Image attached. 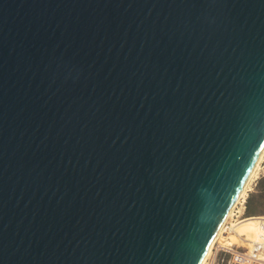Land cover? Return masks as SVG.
I'll list each match as a JSON object with an SVG mask.
<instances>
[{"label":"water","instance_id":"obj_1","mask_svg":"<svg viewBox=\"0 0 264 264\" xmlns=\"http://www.w3.org/2000/svg\"><path fill=\"white\" fill-rule=\"evenodd\" d=\"M264 150V0H0V264H201Z\"/></svg>","mask_w":264,"mask_h":264},{"label":"built area","instance_id":"obj_2","mask_svg":"<svg viewBox=\"0 0 264 264\" xmlns=\"http://www.w3.org/2000/svg\"><path fill=\"white\" fill-rule=\"evenodd\" d=\"M247 195L238 199L232 211L231 221L225 224L229 228L231 222H237L247 216ZM205 264H264V216L261 220V233L257 238L244 239L242 242L221 244L217 241Z\"/></svg>","mask_w":264,"mask_h":264},{"label":"rangeland","instance_id":"obj_3","mask_svg":"<svg viewBox=\"0 0 264 264\" xmlns=\"http://www.w3.org/2000/svg\"><path fill=\"white\" fill-rule=\"evenodd\" d=\"M249 187L251 191L248 197L247 211L249 207L252 213L247 212L245 218L237 222H231L230 227L224 229L219 237V241L223 244L254 239L261 233V220L264 216V160L261 162L257 176L253 178Z\"/></svg>","mask_w":264,"mask_h":264},{"label":"bare ground","instance_id":"obj_4","mask_svg":"<svg viewBox=\"0 0 264 264\" xmlns=\"http://www.w3.org/2000/svg\"><path fill=\"white\" fill-rule=\"evenodd\" d=\"M263 160H264V150H263L262 154L260 155L258 161L256 162L254 168L252 169V171H251V173H250V175H249V177H248V179H247V181H246L244 187L242 188L241 193H240V195H239V198H241V197H243V196L245 197V196L247 195V190L251 189V188L249 187V186H250V183H251V181L253 180V178H254L255 176H257V174H258V170H259V168H260V166H261V162H262ZM239 198H238V199H239ZM238 199H237V201H238ZM237 201H236V202H237ZM236 202H235V203L233 204V206L230 208L229 213H228V215L226 216V218H225L223 224L221 225V227L219 228L218 232H217L216 235L214 236V238H213V240H212V242H211V244H210V246H209V248H208V250H207V252H206V254H205V256H204V258H203V260H202V262H201V264H205V263H206V260H207L208 256L210 255V253H211V251H212V248L214 247L215 243H216L217 241H219V237H220V235L223 233V231H224V229H225V224H226L229 220L231 221L232 211H233V209H234V207H235ZM232 229L234 230V228H232ZM219 242H220V241H219ZM236 242H238V241H232V242H230V243H236ZM220 243L223 244L222 242H220ZM227 244H228V243H227Z\"/></svg>","mask_w":264,"mask_h":264},{"label":"trees","instance_id":"obj_5","mask_svg":"<svg viewBox=\"0 0 264 264\" xmlns=\"http://www.w3.org/2000/svg\"><path fill=\"white\" fill-rule=\"evenodd\" d=\"M247 212L252 213V210L248 207V211Z\"/></svg>","mask_w":264,"mask_h":264}]
</instances>
